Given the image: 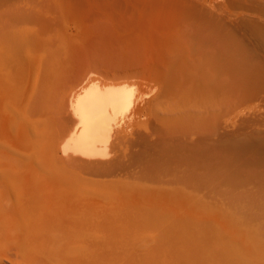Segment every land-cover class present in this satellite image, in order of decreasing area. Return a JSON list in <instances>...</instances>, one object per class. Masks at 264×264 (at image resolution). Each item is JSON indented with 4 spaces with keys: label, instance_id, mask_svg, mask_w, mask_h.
<instances>
[{
    "label": "rangeland",
    "instance_id": "374dc122",
    "mask_svg": "<svg viewBox=\"0 0 264 264\" xmlns=\"http://www.w3.org/2000/svg\"><path fill=\"white\" fill-rule=\"evenodd\" d=\"M3 8L58 14L52 35L66 45L72 41L70 31H80L77 26L90 30L83 38L88 48L78 61L81 74L92 63L100 65V74L122 77L135 88L140 104L150 106L144 118L150 127L172 121L184 128L186 138L205 135L208 140L202 148L182 144V152L175 149L176 155L187 156L186 163L140 168L132 177L85 171L69 172L64 182L48 177L53 180H41V186L48 190L56 184L62 191L56 185L50 195L40 190L45 202L39 190V198H33L39 183L30 181L32 189L30 183L25 187L33 194L29 202H0L6 212L0 211V223L5 219L13 229L0 224V264H264V121L255 118L264 113V30L256 25L264 24V0H0ZM44 20L18 22L43 26ZM247 35L262 42L254 53L242 47ZM156 45L187 62L190 91L185 98L179 92L163 96L154 69L160 55ZM106 63L117 75L105 70ZM136 68L142 71L134 76ZM244 114L254 115L263 136H243L248 130L240 129ZM136 129L141 145L131 151L143 150V130ZM234 129L243 135L235 139ZM165 144L157 146L166 151ZM12 185L14 191L25 190ZM165 191L177 198H160Z\"/></svg>",
    "mask_w": 264,
    "mask_h": 264
},
{
    "label": "bare ground",
    "instance_id": "6f19581e",
    "mask_svg": "<svg viewBox=\"0 0 264 264\" xmlns=\"http://www.w3.org/2000/svg\"><path fill=\"white\" fill-rule=\"evenodd\" d=\"M57 17L58 14L49 11H34L33 9L24 8L0 9V202L5 203L6 201L14 200L18 203L22 199H26L29 202L28 198L33 195L32 193V195H29V192L28 194L26 193L32 189L30 181L36 184L46 179L49 184L50 179L51 181L53 179L50 178L48 180V177H53L55 178L53 180L54 183L61 179L64 182L66 179L64 177L69 172L71 175L72 172L75 175L74 172L76 173V171H85V173L88 172L89 175L93 176H106L115 172H123L125 175L132 177L140 172V168H158L159 166H166L171 161L186 163L188 161L186 160L187 156L182 155V153L176 155L175 149L179 145L182 148V144L190 147V149L192 147L191 150L195 147H201L205 140H208L206 136L200 135L197 138H186L185 133L182 131L184 128L180 129L179 127L178 129L177 125L172 121L160 122L150 127V122L144 120L146 110L150 106L148 105L146 108L140 104L137 93L135 95V88L127 81L122 80V77L112 78L104 76L100 74V65L93 63L90 64V70L87 73L81 74V70L78 68V61L81 60L82 56L80 55L88 48L83 38L90 36L91 31L83 30V28L77 26L80 31H70L69 37L72 41L70 45H66L56 40V37L52 35L54 29L51 23L55 22ZM35 18L45 19V25L34 26L18 22L19 19L28 20ZM256 25L258 29L256 26L255 28L257 30H264L263 23ZM240 28L244 30V27L240 26ZM256 32L252 31V34ZM259 33L260 31L258 35ZM258 35L256 34L255 36ZM255 36H251L254 39L250 40L247 35L250 41H244L245 43L242 44V47L249 48L250 51L254 47L255 49L256 47L261 48V41L257 44L256 41L259 40H255L257 38ZM155 49L160 55L156 57L154 69L155 73H158L159 82L164 86H162L164 88L163 96L165 92L168 94L179 92L180 95H187V89L189 90L190 88L188 85L187 62L184 59L179 60L177 55L167 52L168 48L164 49L157 46ZM240 57L238 58L240 59ZM229 58H231V55ZM139 61V59L135 61L137 66L142 62ZM135 63L133 64L135 65ZM108 65L104 66L105 70L115 75L116 69ZM102 66L101 68H103ZM248 66L251 68L252 65ZM141 68H138V70L142 71ZM149 68V71H154L151 66ZM245 70L247 71L246 68ZM139 71H137V68L135 71L134 69L131 70L134 76L138 75ZM242 72H244V69ZM254 93L256 96L259 91ZM185 95L181 97L185 98ZM263 114L260 113L255 117L258 118L257 120H261V124L264 121ZM245 115H242L243 125L240 123L242 125L240 129L243 130L242 128L245 127L248 130L246 129L247 132L244 130L243 133L245 135H243L241 131H236L239 130L236 127V130L234 129L235 131L232 133L233 135L235 134V139H237V134L241 133L243 136L249 135V138H252L256 133V135L260 134L258 130L260 127L257 124L255 125L254 115L252 114L253 116L249 117ZM136 126L141 127L143 130V150L131 151L132 148L138 146V140L141 137L138 139L135 136L136 132L134 130ZM256 127H259L257 131ZM261 134L264 135V132ZM133 136L137 139V143ZM254 137L253 140H256ZM234 138L233 140H235ZM215 140L212 142L216 143ZM159 143H166L165 145L169 146L166 147L168 149L166 151L162 149V151H165L162 152L157 146ZM156 146L160 151H155ZM171 146L174 147L172 148ZM179 147V150L176 149L177 151H180ZM186 147L184 146V150H181L185 152ZM190 149L189 153L192 152ZM147 152L151 153L147 154ZM78 172L76 174H79ZM62 181H60L61 185ZM42 182H40L41 184L39 183L40 186L36 184V189L31 191L35 192L33 198L36 195V198H39L41 191L46 193V195L51 189H54L52 192H55V188L57 189L58 187L56 184L55 188V185H51V189H48V191L44 186H41L43 185ZM23 183L26 186H23ZM28 183H30L31 189L26 191V188L29 187L27 186ZM12 184L20 185V190L26 187L25 190L23 189L24 193L19 190L14 191ZM47 188H50V185ZM61 188H59L60 191H62ZM68 188L72 190L74 186L72 187L70 184ZM36 190H39L38 193H40L36 194ZM56 193L60 194L59 191ZM41 194L40 198L45 196V199L39 198V200L42 202L44 200L45 202L47 199L46 195ZM176 196L165 191L164 196H160V198L172 200ZM147 197L152 198L153 195L148 193ZM26 200L24 201L26 202ZM37 200L35 199V202ZM40 204H36L39 205L37 207H40ZM43 206L45 207V205ZM1 210L4 212L3 208ZM5 224L4 219L3 228L6 231L13 230L11 226L9 227L11 223L6 224L8 225L7 227ZM3 228L0 227V232L2 230L4 232ZM82 228L90 230L89 227L83 226Z\"/></svg>",
    "mask_w": 264,
    "mask_h": 264
}]
</instances>
